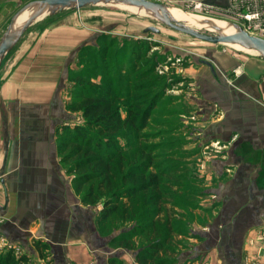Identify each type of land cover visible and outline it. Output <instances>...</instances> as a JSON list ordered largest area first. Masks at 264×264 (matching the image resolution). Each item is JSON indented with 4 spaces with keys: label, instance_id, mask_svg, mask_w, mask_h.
<instances>
[{
    "label": "crops",
    "instance_id": "obj_1",
    "mask_svg": "<svg viewBox=\"0 0 264 264\" xmlns=\"http://www.w3.org/2000/svg\"><path fill=\"white\" fill-rule=\"evenodd\" d=\"M25 1L0 0V35ZM93 17L70 14L30 30L0 66V252L23 255L20 264L44 257L87 264V253L100 263L99 207L73 189L58 149L63 130L79 121L65 106V72L76 49L93 39ZM231 57H210L212 69L201 59L187 70L188 110L179 112L186 124L178 133L187 132L181 148L190 155L176 180L193 182L208 217L194 224L189 264H264V58Z\"/></svg>",
    "mask_w": 264,
    "mask_h": 264
},
{
    "label": "rangeland",
    "instance_id": "obj_2",
    "mask_svg": "<svg viewBox=\"0 0 264 264\" xmlns=\"http://www.w3.org/2000/svg\"><path fill=\"white\" fill-rule=\"evenodd\" d=\"M152 1L166 5L171 12L179 9L236 24L224 16L201 13L176 0ZM80 13L94 15L87 26L93 39L77 48L70 60L65 72V93L73 98L80 81L88 87L86 94L93 88L108 87L121 119H127L113 134L118 147L113 151L109 180L101 179L100 187L97 186L100 177L80 182L77 176L83 174V168L70 173L72 187L83 203L99 207L95 217V230L103 237L101 249L98 248L103 251L99 261L101 264H189L186 250L192 246L189 237L195 234L194 224L204 223L208 217L197 203L199 198L194 194L197 187L193 182L185 175H182L184 181L176 180V172L184 168L181 158L190 155V149L181 148L182 140L189 139L187 132L181 133L182 137L178 133V128L186 124L179 112L188 110L183 100L191 86L187 70L203 64L201 59L209 61L215 55L228 54L229 61H235L231 56L252 54L222 42L195 38L154 16L140 15L109 2L66 7L45 14L27 26L12 48L19 46L30 30L37 32L46 23ZM150 25L157 31L143 30ZM195 29L221 34L203 27ZM12 48L2 57L0 66ZM69 111L76 113L79 121L73 120L75 123L71 122L68 128L75 124L83 126L81 112ZM85 127L88 135L96 136L93 128ZM61 138L58 140L67 144L64 149H71L66 136ZM73 160L64 161V165L69 167ZM88 170L86 167L85 171ZM142 183L143 189H131L132 194L126 195L131 185ZM203 198L200 196V202ZM91 254H86L90 260L87 264H97L98 258ZM42 260L43 264H49L45 257Z\"/></svg>",
    "mask_w": 264,
    "mask_h": 264
},
{
    "label": "trees",
    "instance_id": "obj_3",
    "mask_svg": "<svg viewBox=\"0 0 264 264\" xmlns=\"http://www.w3.org/2000/svg\"><path fill=\"white\" fill-rule=\"evenodd\" d=\"M69 78L74 79L73 76H69ZM78 83L81 84H76L79 85L78 92L73 98L68 96L65 106L69 110H79L84 123L82 124L83 126L75 124L71 129L63 130L66 142L72 144V146L71 149L66 151L64 148L67 144H63L58 140V149L60 153H65L64 156H61L62 161L74 159L73 163L68 167L70 172L83 168V174L77 176L80 182L100 177L97 186L101 187V179H110L112 159L115 155L113 151L118 147L114 141L113 134L127 122V119H121L116 106L113 105L111 91L108 87L93 88L90 93L86 94L85 91L88 87L83 81ZM85 125L93 128L96 131V136L88 135ZM140 125H143V122ZM78 154L79 156L77 157ZM86 167H88V171H85ZM75 180H77L76 177ZM143 188V183L139 186L131 185L130 189L126 190V195L132 194L130 192L131 189L136 191ZM35 245L38 248L44 246L39 241H36ZM21 261H24L23 255L14 257L10 250L0 252V264H20Z\"/></svg>",
    "mask_w": 264,
    "mask_h": 264
},
{
    "label": "water",
    "instance_id": "obj_4",
    "mask_svg": "<svg viewBox=\"0 0 264 264\" xmlns=\"http://www.w3.org/2000/svg\"><path fill=\"white\" fill-rule=\"evenodd\" d=\"M103 2H119L133 5L137 8H142L143 10L148 11L151 16H154L167 26L195 38L217 43L235 42L264 55L263 37L249 34L238 25L236 30L229 34L203 33L195 28L172 19L167 13L166 5L152 0H26L10 15L5 28L0 35V60L7 53V51L14 46L22 32L35 19L45 14H53L66 7L79 8L87 4ZM26 9L31 10H29V12L21 20H18L20 14ZM143 30L157 31V29L152 25L146 26ZM202 62L212 69V65L209 61L202 60Z\"/></svg>",
    "mask_w": 264,
    "mask_h": 264
},
{
    "label": "built area",
    "instance_id": "obj_5",
    "mask_svg": "<svg viewBox=\"0 0 264 264\" xmlns=\"http://www.w3.org/2000/svg\"><path fill=\"white\" fill-rule=\"evenodd\" d=\"M185 3L189 8L224 16L233 20L238 26L249 34L264 38V0H176ZM7 248H13L18 252L19 247L10 243L5 244Z\"/></svg>",
    "mask_w": 264,
    "mask_h": 264
},
{
    "label": "bare ground",
    "instance_id": "obj_6",
    "mask_svg": "<svg viewBox=\"0 0 264 264\" xmlns=\"http://www.w3.org/2000/svg\"><path fill=\"white\" fill-rule=\"evenodd\" d=\"M109 3H116L119 6L126 8L134 13L140 14V15H146V16H150L151 14L146 11L143 10L142 8H137L133 5H129V4H125V3H117V2H109ZM167 8V13L168 15L172 18L175 19L185 25H189L195 28H206L208 30L211 31H217L220 32L221 34H229L231 32H234L237 28V25H235L234 23H232L231 21H220V20H215V19H210V18H206V17H202V16H197V15H192L189 13H185L179 9H177V11L171 12L169 10L168 7ZM31 9H26L24 10L20 16L18 17V20H21ZM16 20V21H18ZM225 44H229L232 46H235L238 49H242L245 52L257 55L258 57L264 58V55H262L261 53L256 52L253 49H250L248 47H244L241 44L235 43V42H222Z\"/></svg>",
    "mask_w": 264,
    "mask_h": 264
}]
</instances>
